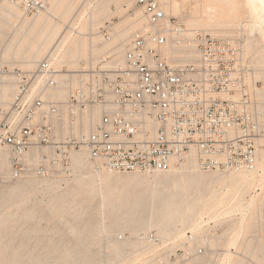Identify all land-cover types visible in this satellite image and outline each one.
Instances as JSON below:
<instances>
[{"label": "built area", "instance_id": "obj_1", "mask_svg": "<svg viewBox=\"0 0 264 264\" xmlns=\"http://www.w3.org/2000/svg\"><path fill=\"white\" fill-rule=\"evenodd\" d=\"M92 1L84 0L82 17H91ZM21 2L28 14L48 7L47 0ZM135 5L147 26L122 45H111L114 22L99 26L110 46L77 79L62 76L50 59L32 71L2 68L14 93L9 109H0V164L9 169L0 182L63 179L78 152L98 169L123 174L167 173L191 154L205 172L258 168L264 131L240 44L189 31L158 0ZM261 194L257 187L250 198ZM240 215L179 239L121 234L114 264H260L230 226Z\"/></svg>", "mask_w": 264, "mask_h": 264}, {"label": "rangeland", "instance_id": "obj_2", "mask_svg": "<svg viewBox=\"0 0 264 264\" xmlns=\"http://www.w3.org/2000/svg\"><path fill=\"white\" fill-rule=\"evenodd\" d=\"M158 1L167 10L168 16L175 18L189 31L200 30L219 39L233 38L240 44L254 108L264 131V26L259 24L246 1L235 0L238 4L232 0ZM96 2L97 0L93 3ZM135 2L136 0H106L103 10H99L96 3L97 9L91 8V17H82L83 14L80 13L84 12V0H47V10L35 14H28L21 0H0V73L2 68L32 71L38 63L57 54L62 41L67 39L70 45L79 38L78 32H83L86 35L82 41L86 43V47L72 63H65L61 68L62 76L69 75L77 79V72L86 67L89 61L100 57L110 46L99 35V26L106 21L114 22L115 37L111 45H122L133 33L147 26L146 18L137 9ZM50 9L53 10V17L48 23L50 26L37 25V18L44 13L46 15V11ZM14 11H18L19 18L17 15L9 16ZM46 32H53L54 40L48 44L38 61L27 67L30 55L44 41ZM0 77V109L7 110L13 100V78L11 74ZM7 86H11L12 90ZM4 87H7V95H2ZM262 139L258 150L259 163L264 159V137ZM75 155L77 153L72 158V172H67L63 179L26 178L0 182V264H114L121 257L124 248L117 242L119 235L126 233L135 236L150 231L161 234L157 226L131 232L116 224L119 213L110 211L106 205L101 206L102 198L100 194L93 193V187L79 185L94 178L96 172L105 174L108 170L96 168L87 159L85 165L78 167L74 163ZM186 164L177 170L185 171L188 161ZM195 174L215 178L229 175L227 172H205L199 168ZM111 175L126 183L125 180L129 177L153 182L156 176L166 177L170 173L156 175L113 172ZM258 175L259 173L255 177L257 184L241 195L244 197L243 204H247L248 208L244 209L243 205L241 208L230 206L229 209L225 208L226 204H222L216 210V213L221 214L219 220L216 218L211 221L214 214H208L207 210L203 221L198 222L196 228L211 222L218 225L234 221L241 214L238 220L241 222H232L230 226L238 235L249 240L247 251L254 253L259 263L264 264V176ZM257 187L262 189V194L254 200L250 196ZM213 190H220V186L206 185L201 191L203 197L200 195L196 204L193 199L187 202L188 205L184 207L188 210L190 220L197 217L194 214L203 209L204 196L207 197ZM193 192L195 191L192 189L189 194L192 198ZM227 212L230 216L226 215ZM160 213L161 211L145 210L140 216L146 221L154 222V217L159 218ZM178 230L191 231L190 224H179L172 234Z\"/></svg>", "mask_w": 264, "mask_h": 264}, {"label": "bare ground", "instance_id": "obj_3", "mask_svg": "<svg viewBox=\"0 0 264 264\" xmlns=\"http://www.w3.org/2000/svg\"><path fill=\"white\" fill-rule=\"evenodd\" d=\"M232 1H234L235 4H238L235 0ZM245 1L247 6L251 8L252 13L255 15L259 24L264 26V0ZM105 2L106 0H97V8H100L99 10H103ZM96 3H93L92 1L89 4L90 8L93 10L97 9ZM52 11L53 10L51 9L46 11L47 16L44 15L45 13L41 14V16L37 18L36 24L39 26H50L48 23L53 17ZM164 11L167 14V10L164 9ZM16 15L17 17L19 16L18 11L9 13V16L12 17ZM78 35L79 38H76L77 40L75 39L70 45L69 42H67V39L62 41L59 52L49 57V59L55 64L56 68H58L60 72H62L61 68L65 63H72V61L75 60L86 47V43L82 41L86 34L83 32H78ZM53 40V32H46L44 41L40 43V46L35 49V52L32 55H30L26 66H33L43 54L48 44L52 43ZM83 69L86 68L83 67L81 71ZM7 87H9V90H12L10 88L11 86ZM7 87L3 88L2 95H7ZM255 87L256 85H254V88ZM78 153L74 156V163L79 167L83 164L85 165L86 156L83 153ZM188 163L189 164L186 166L185 171L177 170L178 167H175L167 172L170 173V175L166 177L156 176L153 182H149L144 178L129 177L126 178V183H123L119 178L113 177L111 175L113 172L108 170V172L105 174H99L96 172V176H94V178L91 177L88 182L84 181L79 185L93 187V193L100 194L102 198L101 206L106 205L110 211L119 213V220L115 222L116 224L122 225L123 228H127L131 232H136L135 230L140 228L145 230L146 228L149 229L152 226H157L160 230L159 232L163 234L162 236L164 238L179 239L184 237L186 234V231L183 232L182 230H178L177 233L172 234L173 230L179 224L182 226L190 224V230L194 231L196 226L199 224L198 222L203 221L205 216L204 212L207 210H209L208 214H214L212 215L213 217L210 218L212 221L216 220V218L219 220L218 217L221 214L216 213V210L222 204H226L225 208H229L230 206H238V208H241L240 206L244 205V197H241V195L248 191L252 186L257 184L255 181L257 173H259L258 177L264 176V159L263 162L259 163L258 168L255 171L229 172L227 177L220 176L218 178L195 174L199 168L198 165H196L195 155L191 154L189 156ZM185 164H183L181 167H183ZM5 170H8L6 161L3 164H0V173H3ZM155 174L159 175L161 173ZM83 178H86V176ZM215 184L220 186V190H213V192H211L207 197L204 196L203 209L196 211L194 215L197 217L193 219V221L190 220L188 210H186V207L184 206L188 205L187 202L192 199L195 200L194 204H196V201L199 200L200 195L203 197V192L201 191L204 189V186L206 187V185L208 186ZM192 189L195 191L193 192L194 198L189 195ZM250 201H252V199ZM145 210L150 212L161 211V216L159 218L155 216L154 218L156 219L154 222L152 220L146 221L140 216V214ZM223 215L222 217H224ZM226 215L230 216L229 213ZM182 233L185 234L182 235ZM119 259L120 258L117 260Z\"/></svg>", "mask_w": 264, "mask_h": 264}]
</instances>
